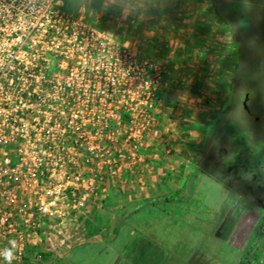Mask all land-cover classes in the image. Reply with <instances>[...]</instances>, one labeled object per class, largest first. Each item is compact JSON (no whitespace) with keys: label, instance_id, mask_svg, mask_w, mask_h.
Returning <instances> with one entry per match:
<instances>
[{"label":"built area","instance_id":"1","mask_svg":"<svg viewBox=\"0 0 264 264\" xmlns=\"http://www.w3.org/2000/svg\"><path fill=\"white\" fill-rule=\"evenodd\" d=\"M163 74L65 0H0V252L13 249L11 264L151 149L171 153Z\"/></svg>","mask_w":264,"mask_h":264},{"label":"rangeland","instance_id":"2","mask_svg":"<svg viewBox=\"0 0 264 264\" xmlns=\"http://www.w3.org/2000/svg\"><path fill=\"white\" fill-rule=\"evenodd\" d=\"M131 1L135 0H65L70 14L106 32L118 42V35L124 36L131 25L125 16ZM263 13L264 3L255 8L251 21L240 15V27L236 32L244 49L240 61L242 76L238 84L246 82L252 88L247 106L257 124L264 123ZM121 42L130 44L124 39ZM239 55L237 53V62ZM230 89L231 86L227 98L219 103L217 112L207 115L208 124L198 135L197 148L176 152V155L192 163V170L199 167L198 161L208 168L210 166L204 161L209 152V148L205 147L207 128L213 116L225 109ZM171 135L172 132H169L164 136L168 143L172 142ZM239 135L233 142L215 148V155L220 158L214 160L219 164L217 173L231 181L230 187L198 170L192 178L195 192L189 197L182 193L189 206L177 202L156 204L153 208L140 206L139 203L155 202L145 199L149 185L143 184L146 178L142 166L148 163L147 158L144 164L106 183L108 195L95 201L98 204L95 224L87 229L74 226L65 230L55 228L54 231L46 226L39 236L40 243H37L38 239L35 246L51 256L39 260L37 264L69 258V252L78 246L85 248L75 255L73 260L77 264H239L249 245L259 238L264 240V140L245 144L241 140L242 135ZM155 154L168 164L176 158L174 150L167 154L162 144L152 152V156ZM156 207L164 212L157 214V218H149L147 211L156 213ZM122 208L123 211L120 210ZM175 211L181 213V217L176 216ZM129 212L133 216L126 220ZM119 225L122 228L120 233ZM49 232H53L52 235ZM87 246H92L96 254L91 259L80 261L83 252L88 251ZM255 264H264V250L260 261Z\"/></svg>","mask_w":264,"mask_h":264},{"label":"crops","instance_id":"3","mask_svg":"<svg viewBox=\"0 0 264 264\" xmlns=\"http://www.w3.org/2000/svg\"><path fill=\"white\" fill-rule=\"evenodd\" d=\"M125 16L131 25L118 37L130 44L116 42L156 62L164 72L158 106L163 134L172 132L169 144L175 155L185 148H197L198 135L208 124L207 115L216 113L219 103L227 98L235 73L237 50L232 33L217 16L212 0H135ZM154 150L142 166L143 184L149 185L145 199L158 201L175 193L183 198L184 192L191 196L192 163L177 154L168 164L157 154L152 156ZM97 205L91 202L82 214L49 228L87 229L97 221Z\"/></svg>","mask_w":264,"mask_h":264},{"label":"trees","instance_id":"4","mask_svg":"<svg viewBox=\"0 0 264 264\" xmlns=\"http://www.w3.org/2000/svg\"><path fill=\"white\" fill-rule=\"evenodd\" d=\"M263 1L264 0H212L217 16L228 26L230 32L232 33L237 53H239L240 55L238 56V62L236 65L235 73L230 85L231 89L229 101L225 109L221 113L213 116V119L207 128L205 147L209 148V152L207 157H205L204 161L210 166L208 168L206 165H204V163H202V161L197 162L199 167L196 170H193L188 182L190 193H193L195 190V185L192 184V178L197 175L198 170L206 172L214 180L226 186L227 188L230 187L231 181L225 179L217 173L219 164L215 163L214 160H218L220 158L219 155H215V148L218 149L222 146L229 144L230 142H233L239 134L242 135L241 140L244 141L245 144H253L259 140H264V123L259 122L257 124L256 122L258 121L256 120V118H252L251 116L250 108L248 106L244 107L243 105L242 96L244 95V98L246 96L250 98L249 95H252V88L245 84L246 82L238 84V81L242 76L240 70V61L242 58L241 53L242 55L244 54V49L240 45L236 33L237 28L240 27V15L244 16L248 21H251L252 19H254L255 16V8L263 5ZM247 75L248 73L246 71L245 76ZM187 200L188 199L181 198L180 193H175L170 197L155 201L153 203L146 202L139 204L140 206L146 205L147 207L151 208H153L156 204L162 205L171 204L174 202L180 204L186 203V205L189 206L187 204ZM120 210L123 211L124 208ZM155 210L158 211H156V213L151 210L147 211L146 214H148L149 218H157V214L164 212V210H161L160 207H156ZM121 211L118 214H120ZM175 213L176 216L181 217V213H179L178 211H175ZM132 216L133 215L129 212V215L127 216L126 220L131 219ZM139 220H143V218H140ZM120 231H122L121 225L118 226V232L120 233ZM84 248L85 246H78L69 252V258L66 257L67 260L62 258H56L49 264H77L73 259L75 255L78 254L77 252ZM87 248L88 251L83 252L84 255L82 258H80V261L85 259H91L96 254V252L92 251V246H87ZM263 250L264 240L259 238L256 243H253L246 248V251L243 254L241 262L239 264H255L259 262ZM50 256L51 254L41 251L38 246H28L26 249V253L22 258L21 264H37L39 260H46Z\"/></svg>","mask_w":264,"mask_h":264},{"label":"clouds","instance_id":"5","mask_svg":"<svg viewBox=\"0 0 264 264\" xmlns=\"http://www.w3.org/2000/svg\"><path fill=\"white\" fill-rule=\"evenodd\" d=\"M13 245V248H15V242H11ZM0 256H3L4 260L7 261V264H11L13 259V249L12 248H6L2 252H0Z\"/></svg>","mask_w":264,"mask_h":264},{"label":"flooded vegetation","instance_id":"6","mask_svg":"<svg viewBox=\"0 0 264 264\" xmlns=\"http://www.w3.org/2000/svg\"><path fill=\"white\" fill-rule=\"evenodd\" d=\"M247 101H248V97L246 96V97L244 98V100H243V105H244V107L247 106Z\"/></svg>","mask_w":264,"mask_h":264}]
</instances>
